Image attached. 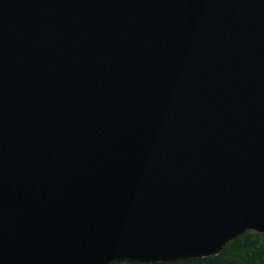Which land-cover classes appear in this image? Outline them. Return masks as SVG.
<instances>
[{
	"label": "water",
	"instance_id": "obj_1",
	"mask_svg": "<svg viewBox=\"0 0 264 264\" xmlns=\"http://www.w3.org/2000/svg\"><path fill=\"white\" fill-rule=\"evenodd\" d=\"M264 233V0H0V264L167 263Z\"/></svg>",
	"mask_w": 264,
	"mask_h": 264
},
{
	"label": "trees",
	"instance_id": "obj_2",
	"mask_svg": "<svg viewBox=\"0 0 264 264\" xmlns=\"http://www.w3.org/2000/svg\"><path fill=\"white\" fill-rule=\"evenodd\" d=\"M109 264H264V234L248 231L230 241L218 254L169 263L115 260Z\"/></svg>",
	"mask_w": 264,
	"mask_h": 264
},
{
	"label": "rangeland",
	"instance_id": "obj_3",
	"mask_svg": "<svg viewBox=\"0 0 264 264\" xmlns=\"http://www.w3.org/2000/svg\"><path fill=\"white\" fill-rule=\"evenodd\" d=\"M107 264H109V263H107Z\"/></svg>",
	"mask_w": 264,
	"mask_h": 264
}]
</instances>
